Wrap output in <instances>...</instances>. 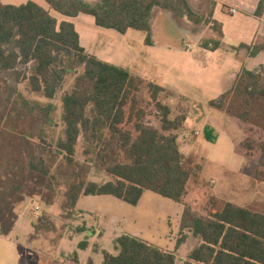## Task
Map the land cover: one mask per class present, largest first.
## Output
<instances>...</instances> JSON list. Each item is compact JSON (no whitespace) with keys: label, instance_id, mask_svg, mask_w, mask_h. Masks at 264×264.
<instances>
[{"label":"trees","instance_id":"16d2710c","mask_svg":"<svg viewBox=\"0 0 264 264\" xmlns=\"http://www.w3.org/2000/svg\"><path fill=\"white\" fill-rule=\"evenodd\" d=\"M45 1L62 15L86 13L97 26L122 34L129 28L144 31L148 44L151 13L158 7L193 24L212 23L214 36L201 40L202 48L215 50L222 43L221 25L211 20L210 11L206 18L188 0ZM263 9L264 0H260L254 14L261 15ZM238 47L254 56L264 51V41ZM69 76L73 77L72 86L61 96L63 137L55 147L68 165L81 167L75 149L82 139L87 161L101 168L109 179L71 182L62 205L68 216L74 213L80 195H112L135 205L142 193L150 190L183 204L181 232L189 230L199 239L184 264H264V212L230 202L216 209L211 196L201 213L185 201L188 183H199L201 168L192 156L180 151L174 131L180 128L184 114H173L166 102L173 93L87 53L73 23L58 22L33 1L0 3V77L4 81L0 89V235L10 234L18 218L16 208L26 198L38 197L46 207L54 203L55 189L50 183L54 176L43 153L51 151L45 145L49 146L46 128L53 125L56 110L52 101ZM24 82L26 90L44 100L24 95L19 88ZM143 89L158 126L144 120L147 112L139 96ZM208 105L223 112L244 133L238 151L255 164V179L264 181V66L242 68L233 86ZM33 140L39 143L38 155ZM72 175L80 177L76 171ZM116 249L115 254L103 252L101 264L176 261L174 253L128 234L116 239ZM86 264L94 263L88 260Z\"/></svg>","mask_w":264,"mask_h":264},{"label":"crops","instance_id":"0c3cea01","mask_svg":"<svg viewBox=\"0 0 264 264\" xmlns=\"http://www.w3.org/2000/svg\"><path fill=\"white\" fill-rule=\"evenodd\" d=\"M26 1L47 9L58 22L73 23L87 53L126 68L173 93L166 102L173 114H184L180 128L174 131L180 151L197 161L200 175L204 169H213L212 175L219 177V181L214 178L209 181L214 186L210 197L215 198L216 209L230 202L264 212V181L255 179V164L238 151L244 133L223 112L208 105L233 86L242 68L264 66V51L250 56L246 48L238 47L264 41V9L261 15L254 14L260 0H205L211 20L221 25L222 43L215 50L200 46L203 37L214 36L211 31L200 34L199 29H193L197 24L185 18L177 20L158 7L151 13V43L148 44L144 31L129 28L122 34L97 26L94 18L86 13L74 17L62 15L45 0H0V3L19 5ZM188 1L191 5V0ZM232 8L236 9L234 13L230 12ZM158 19L169 24L164 26V32L170 29L179 34V42L160 37L163 31L157 27ZM180 142L187 146V152L182 150ZM87 197L99 200L90 202L85 200ZM25 200L16 208L18 218L10 234L0 235V264H29L35 256L39 259L36 264H86L88 260L101 264L103 252L117 253L116 239L122 234L174 253L175 264H184L188 253L199 244L198 237L189 230L181 232L183 204L145 190L135 205L112 195H80L74 213L62 218L64 227L56 231L57 235L48 237L47 252L46 247L42 251L35 243L24 247L20 235L33 236L39 218L29 215L23 206ZM53 207V204L46 207V211H53ZM183 234L185 238L178 245ZM83 242L86 245L81 247Z\"/></svg>","mask_w":264,"mask_h":264},{"label":"rangeland","instance_id":"374dc122","mask_svg":"<svg viewBox=\"0 0 264 264\" xmlns=\"http://www.w3.org/2000/svg\"><path fill=\"white\" fill-rule=\"evenodd\" d=\"M97 1V0H94ZM191 7L198 13L203 14L206 18H208V6L205 3V0H191ZM179 20L178 18H176ZM157 27L158 29L164 30V26H169L168 22H165L164 20H157ZM194 30L199 29V33L203 34V32L211 31V33L214 34L212 31L213 24L210 23L209 25H206L204 23L193 25ZM172 30V27H171ZM167 32V30H165ZM164 32L160 37L166 38L169 37L170 41L173 42H179V34L176 31H170ZM169 35V36H168ZM205 37H203L201 40H203ZM3 77H0V89H3L4 87V81L2 80ZM10 82L11 79H8ZM73 77L69 76L65 83L60 87L59 91L57 92L55 98L53 99V103L56 105V110L53 114V125H49L46 128V139L49 144L45 145L48 150H51L49 153H43L45 157L47 158V161L51 164V173L53 174L54 178L50 180V183L55 189V198L53 203V211H46V206L41 202V200L38 197H34L32 199H26L23 203L24 207H27V211L29 215H31L33 218H36V216L40 217L44 215L45 217L38 221L37 224H39L38 228L36 229V232L32 234L33 236H23L20 235V240L23 243L24 247L28 246L30 244L35 243L36 247L38 249H41L42 251L46 247V252L49 250V246L47 244L48 237L52 238L53 234L57 235L56 231L60 232V229L64 227V223L62 218L66 219L65 216H68L66 214V210L62 207L63 203L66 200V192L68 190L69 184L77 179H84V180H97V181H104L109 179L108 175L101 169L96 166H94L91 162L87 161V156L84 154L83 149L86 146V143L80 139L76 145L75 149V159L78 164L81 165V167H77L74 164L68 165L65 161L64 154L58 151L55 147L56 141L63 137V123L61 122V113H62V107H61V96L62 94L69 90L72 86ZM19 88L21 91H23L24 95H26L30 99H37V100H44L43 97H41L38 94H32L27 88V83H21L19 84ZM140 96V104L142 107H144L145 111L147 112L145 116V121L152 123L155 126H158V119L154 116V108L153 105L150 104V102L147 100V95L145 93V89H143V92L139 95ZM33 148L35 153L38 155L41 153L40 146L37 140L32 141ZM180 146L182 150L187 152L184 143L180 142ZM91 158V155L90 157ZM197 162V161H196ZM202 165V162H201ZM76 171L80 174L79 178H75L72 175V172ZM211 170L204 169L203 174L199 175V183L192 180L188 183V191L187 195L185 196V201L188 202L191 207L197 211V212H205V208L208 206L209 198H210V191L214 187L212 186L209 181L210 179L214 178L219 181V177L217 175H212ZM85 200H89L90 202H97L99 199H92L90 197H87ZM35 206H39L38 209L35 208ZM36 224V225H37ZM52 226L54 229L53 232L50 233V230L46 229V227ZM52 229V230H53ZM48 249V250H47ZM45 252V251H44ZM30 258V257H29ZM44 258V257H42ZM32 260V262H31ZM39 262V259L37 256L34 258H30L29 264H36ZM43 264H50V262H42Z\"/></svg>","mask_w":264,"mask_h":264},{"label":"built area","instance_id":"2783aa9c","mask_svg":"<svg viewBox=\"0 0 264 264\" xmlns=\"http://www.w3.org/2000/svg\"><path fill=\"white\" fill-rule=\"evenodd\" d=\"M235 11H236V9H235V8H232V9H230V12H231V13H234ZM35 208H36V209H38V207H37V206H35Z\"/></svg>","mask_w":264,"mask_h":264}]
</instances>
